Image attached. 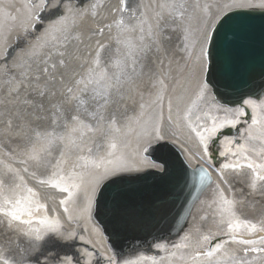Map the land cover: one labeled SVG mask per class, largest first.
I'll list each match as a JSON object with an SVG mask.
<instances>
[{
  "label": "bare ground",
  "instance_id": "bare-ground-1",
  "mask_svg": "<svg viewBox=\"0 0 264 264\" xmlns=\"http://www.w3.org/2000/svg\"><path fill=\"white\" fill-rule=\"evenodd\" d=\"M128 3L125 11L123 0H0V131L14 138L0 143V264H264V251L253 250L264 248V179L256 177H264L256 167L264 164V97L230 107L196 79L215 24L233 10H264V0ZM98 117L112 122L105 136ZM59 128L64 141L55 138ZM161 143L207 169L214 183L179 237L117 251L90 198L114 176L159 170L146 150ZM83 176L94 181L81 189ZM6 200L23 201L31 210L23 219L32 222L2 214L12 209ZM237 220L256 230L229 232ZM222 235L252 243L224 248ZM209 249L211 257L201 254Z\"/></svg>",
  "mask_w": 264,
  "mask_h": 264
},
{
  "label": "water",
  "instance_id": "water-1",
  "mask_svg": "<svg viewBox=\"0 0 264 264\" xmlns=\"http://www.w3.org/2000/svg\"><path fill=\"white\" fill-rule=\"evenodd\" d=\"M207 60L205 82L222 103L236 106L247 97L261 98L264 11L227 14L211 34ZM164 146L170 154L156 157L163 173L119 176L99 190L94 217L115 248L178 237L187 228L203 193L213 184L205 168L193 170L177 148Z\"/></svg>",
  "mask_w": 264,
  "mask_h": 264
},
{
  "label": "snow or ice",
  "instance_id": "snow-or-ice-1",
  "mask_svg": "<svg viewBox=\"0 0 264 264\" xmlns=\"http://www.w3.org/2000/svg\"><path fill=\"white\" fill-rule=\"evenodd\" d=\"M123 6H124V10L127 11L128 8H129V3H128V0H123ZM120 23L122 24L123 21H120ZM101 32L103 31L102 29L100 30ZM254 123H256V121H253ZM232 123H235V121H232ZM221 127L223 125H220ZM217 131V127L215 125V122H213V127L211 129V133H215ZM198 135H200V138L202 141H205L206 138L201 134V133H197ZM112 147L114 148L115 145L113 144ZM205 151H207V143L205 142ZM226 167H235L234 165H226ZM247 167L249 168H253L254 165L249 163L247 165ZM256 167H259V168H264V164L262 165H258ZM256 177L258 179H264V177H261L259 172L256 173ZM53 186L55 187H60V185L57 183V184H54ZM62 191H65L67 192L68 189L67 188H62L61 189ZM30 193L32 192L31 189L28 190ZM6 203L8 204H12V201L10 200H6ZM226 203H229L226 201ZM27 213L29 216L31 215V210L29 208H27L25 205H24V202L21 201V200H18L15 202V204H12V209L11 211H8V212H3L2 214L4 215H7L11 218V220L13 221H18V222H21V223H26V224H30L32 221L31 220H24L23 219V215ZM41 224H47L48 221L47 220H41L40 221ZM241 227H249L251 230L255 231L256 230V225L254 224H249V222H244L243 224L240 222V221H235V222H230L229 225H228V229H229V232H234L236 231L237 229L241 228ZM53 230H55V227H53ZM264 230V229H262ZM36 239L40 240V239H43V237L41 235H37L36 236ZM205 239H207V237H205ZM233 239H236V237H233ZM240 242L243 243V244H250L252 243V241L250 240H246V239H240ZM220 248V245L217 244L216 245V249L218 250ZM255 251H264V248H260V249H253ZM201 254H204V255H207L209 257H211L213 255V249H209L206 253H201ZM66 264H70V262H66ZM129 264H133V262H129Z\"/></svg>",
  "mask_w": 264,
  "mask_h": 264
},
{
  "label": "rangeland",
  "instance_id": "rangeland-1",
  "mask_svg": "<svg viewBox=\"0 0 264 264\" xmlns=\"http://www.w3.org/2000/svg\"><path fill=\"white\" fill-rule=\"evenodd\" d=\"M43 1H46V0H43ZM201 78H202V72L199 75L196 76L197 81H199ZM111 123L112 122L110 120V117H98L96 119V125L102 124V128H103V130H102L103 132L102 133H103V136L107 135V133H108L107 127ZM55 138L58 139V140L64 141L67 138V131L66 130H62L61 128L57 129L56 130V134H55ZM12 142H14V138L12 136H10V135H8V134L0 131V143L2 145L4 143L11 144ZM101 147H102V141L99 140V141L94 142L93 143V146H92V152L93 153H97ZM158 149H159L158 150L159 152H162L164 154H170L169 151L167 150V148L158 147ZM62 151L63 150L61 148H58L57 150L53 151V153L51 154V161L52 162L57 161V157L60 155V153H62ZM75 152H77L76 147L72 148V150L69 151V153H75ZM13 157L14 156H12L11 158H13ZM149 160H151V158ZM155 165H158V164L155 163ZM50 166H51V169L54 167L53 164L50 165ZM208 221H209L208 215L202 216L199 219V221H197V225H198L199 232L204 233L205 231L208 230V228H207ZM129 249L130 248H126V247L124 248L125 251H128ZM121 256H125V253H122Z\"/></svg>",
  "mask_w": 264,
  "mask_h": 264
}]
</instances>
